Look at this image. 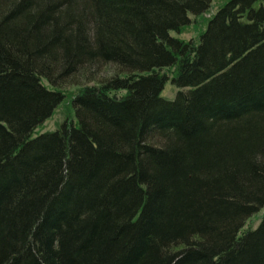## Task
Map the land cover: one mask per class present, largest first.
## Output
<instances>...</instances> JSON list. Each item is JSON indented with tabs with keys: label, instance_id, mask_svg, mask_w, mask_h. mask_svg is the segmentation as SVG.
<instances>
[{
	"label": "trees",
	"instance_id": "trees-1",
	"mask_svg": "<svg viewBox=\"0 0 264 264\" xmlns=\"http://www.w3.org/2000/svg\"><path fill=\"white\" fill-rule=\"evenodd\" d=\"M211 5L0 0V264H264V0Z\"/></svg>",
	"mask_w": 264,
	"mask_h": 264
},
{
	"label": "rangeland",
	"instance_id": "rangeland-1",
	"mask_svg": "<svg viewBox=\"0 0 264 264\" xmlns=\"http://www.w3.org/2000/svg\"><path fill=\"white\" fill-rule=\"evenodd\" d=\"M228 0H212V5L209 11L200 15V16H190L191 24L183 28L180 32H171L173 36H176L185 41H198L199 35L206 29L209 19L217 12L218 8L226 3ZM105 71V70H104ZM165 72L168 75H172L173 69L166 70ZM109 71L104 72V75H107ZM102 76V75H101ZM93 85V82L88 83ZM70 94L67 98L54 110L52 116L47 119L43 125H41L36 132L43 133L46 131H55L65 120H74L75 112L72 104V99L75 93H77L76 87H69L68 89ZM178 88L172 84L171 81H168L165 85L162 95L166 98L173 99L176 96ZM73 93V94H72ZM124 94L123 92L118 93V95ZM36 134V133H35ZM264 214V208L254 216H252L247 222L243 229H255L260 224Z\"/></svg>",
	"mask_w": 264,
	"mask_h": 264
}]
</instances>
